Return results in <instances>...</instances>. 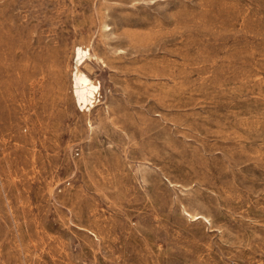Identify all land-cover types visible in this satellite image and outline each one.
I'll list each match as a JSON object with an SVG mask.
<instances>
[{"label":"rangeland","instance_id":"rangeland-1","mask_svg":"<svg viewBox=\"0 0 264 264\" xmlns=\"http://www.w3.org/2000/svg\"><path fill=\"white\" fill-rule=\"evenodd\" d=\"M0 264H264V0H0Z\"/></svg>","mask_w":264,"mask_h":264},{"label":"bare ground","instance_id":"bare-ground-1","mask_svg":"<svg viewBox=\"0 0 264 264\" xmlns=\"http://www.w3.org/2000/svg\"><path fill=\"white\" fill-rule=\"evenodd\" d=\"M87 54V51L84 52L81 48L77 50L79 65L84 64L83 62ZM76 86L78 88V100L81 103V106L84 108H93L94 101L100 92V87L95 85L81 70H78L76 74Z\"/></svg>","mask_w":264,"mask_h":264}]
</instances>
